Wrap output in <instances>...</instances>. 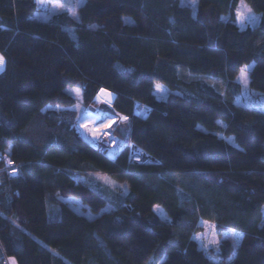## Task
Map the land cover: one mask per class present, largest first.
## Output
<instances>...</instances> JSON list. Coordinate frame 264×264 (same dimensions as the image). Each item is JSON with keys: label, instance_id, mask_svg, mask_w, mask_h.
Listing matches in <instances>:
<instances>
[{"label": "trees", "instance_id": "obj_1", "mask_svg": "<svg viewBox=\"0 0 264 264\" xmlns=\"http://www.w3.org/2000/svg\"><path fill=\"white\" fill-rule=\"evenodd\" d=\"M195 1L85 0L79 20L38 21L51 0H0V152L19 166L0 175V264H264V111L236 103L245 65L264 94V0H245L260 20L244 29L238 0ZM101 89L128 117L111 157L77 131ZM98 173L129 187L108 212Z\"/></svg>", "mask_w": 264, "mask_h": 264}, {"label": "rangeland", "instance_id": "obj_2", "mask_svg": "<svg viewBox=\"0 0 264 264\" xmlns=\"http://www.w3.org/2000/svg\"><path fill=\"white\" fill-rule=\"evenodd\" d=\"M59 3L65 4V5H68L70 3V5L73 8V11L75 12V16L70 14L67 11V9L59 10V9L53 7V5L59 4ZM84 3H85V0H51V6H50L49 11H47V12H40V11L36 12L33 16V19L38 20V21H51L55 15H58L60 13H68L73 19L79 20V9L84 5ZM182 3L183 4H190L193 7L194 12L197 9V1H195V0H182ZM244 4L247 6V8L251 9L250 15L257 18L256 23H255V24H257L260 20V14L256 13L245 0H244ZM240 6H241V0H238V7H240ZM124 19L126 22H130V23L133 22V19L131 17H125ZM237 24L242 29H244L246 27H250V26H255V24L254 25L246 24V26L242 27L238 22H237ZM71 33L73 36H75V32L73 29L71 30ZM0 57H2V56L0 55ZM247 66H249V68H248V84H247V87H245L242 83H239L237 80V82L242 87V93L236 99V103L242 104L245 106H249V107H254V108H257V109L264 111V94L253 91L249 87V72H250L253 64H250ZM4 67H5V62L3 64L2 70H0V73L4 70ZM161 86L165 89L164 93H157L155 91V94L159 100L165 99L168 95V92H169V90L165 86H163V85H161ZM72 90H75V88H67V92L69 94L73 95L74 97H77ZM77 98H79V97H77ZM94 109H96V111L100 110V108H94ZM99 112H102V110H100ZM100 123L103 124L104 121L101 120ZM221 136H223V135H221ZM223 137L228 142L233 144L234 146H237L236 142L234 141V139L232 137L231 138H228L225 136H223ZM99 177L110 178L112 181L115 182V186H112L111 184L106 183L103 179H100ZM89 184L91 185L93 190H95L101 196H103L105 198L106 206L103 209L104 212H108V211H111V210L117 208L119 206V204L122 202L125 195L128 194V192H129V187H128V184L126 182H120V181L114 179L112 176L105 174V173H98V174H96L95 177L93 176L92 179H89ZM155 210L161 218H167V215L165 214L164 210L161 207H159L158 209L156 207ZM263 211H264V207H263Z\"/></svg>", "mask_w": 264, "mask_h": 264}, {"label": "snow or ice", "instance_id": "obj_3", "mask_svg": "<svg viewBox=\"0 0 264 264\" xmlns=\"http://www.w3.org/2000/svg\"><path fill=\"white\" fill-rule=\"evenodd\" d=\"M36 3L39 7L43 8L45 7V0H36ZM53 7L59 9V10H64L67 9V11L72 14L73 16H75V12L73 11L72 6L70 5V3L68 5L59 3V4H55L53 5ZM243 9V10H242ZM251 13V9L247 8V6L244 4V0H241V6L237 8L236 11V20L237 22L243 27L246 26V24H251L254 25L256 23V17L250 15ZM3 64H4V59L3 57H0V70H2L3 68ZM248 68L249 66L245 65L243 68L240 69V75L237 77V80L239 83H242L245 87H247L248 84ZM74 92V94L77 97L81 96L80 90L79 89H75L72 90ZM155 91L157 93H164L165 89L161 86V85H156L155 87ZM102 97H108V99H102ZM111 98H112V94L111 93H107L105 92L104 89L100 90V94L97 95L96 100L101 102V103H106L110 106V102H111ZM76 110H80V106L79 104H77L76 106ZM97 119L104 121L102 128H97V129H89L90 131L93 132V136L95 140H101L102 138L104 139V143H122L123 141H117L113 135V127L114 125L117 124V120L120 121H127L128 117L127 116H119V114H114L111 116L105 115L102 112H97L95 115L89 113L87 110H84L81 115L78 117V120H92L93 122H95ZM122 135L126 134V129H118ZM7 164L11 165L13 162L10 159H7V157H5ZM100 179H103L106 183L111 184L112 186H115V182L112 181L110 178L108 177H99ZM159 208V206H157V209ZM206 227H210L211 229H215V225H209L207 221L204 222ZM233 237H235V233H232ZM197 239H200L199 236L196 237ZM210 244L212 245H217L219 243L218 240L215 239V237L213 236V239L211 241H209ZM205 247H207V245H205ZM218 251V249H217ZM10 264H16V260L14 257H10Z\"/></svg>", "mask_w": 264, "mask_h": 264}, {"label": "built area", "instance_id": "obj_4", "mask_svg": "<svg viewBox=\"0 0 264 264\" xmlns=\"http://www.w3.org/2000/svg\"><path fill=\"white\" fill-rule=\"evenodd\" d=\"M105 92L111 93V92L106 91V90H105ZM98 94H100V92ZM111 94H112V98H111L110 106L106 103H101V102L97 101L96 100L97 95L94 98L95 105L96 106L113 107L115 95L113 93H111ZM102 99H108V97H102ZM135 109H136L137 113L142 112L144 110V108L140 104H136ZM119 116H124V115L119 114ZM123 122H125V121L117 120V124L114 125V127H113V135L117 141H121L120 135L118 134L117 129H118V126ZM104 139L105 138H102L101 140H95L93 137L92 141H91V145L95 149L107 153L110 157L114 156V151L121 145V143H115V144H113L111 142L104 143L103 142ZM5 157H7V159H10L13 163L11 165H8ZM130 160L136 161V162H141V161L142 162H148L149 160H151V157H149L145 153L139 152L138 150H136L135 147H132V150L130 153ZM18 172H19V166L14 162L12 157L8 153L0 152V175L5 174V175H7L8 178H15L18 176ZM0 185H1V180H0ZM7 264H9L8 261H7Z\"/></svg>", "mask_w": 264, "mask_h": 264}, {"label": "crops", "instance_id": "obj_5", "mask_svg": "<svg viewBox=\"0 0 264 264\" xmlns=\"http://www.w3.org/2000/svg\"><path fill=\"white\" fill-rule=\"evenodd\" d=\"M81 93V97H82V92L80 91ZM79 97V98H81ZM94 108H100V110H102V113L105 114V115H108V116H111L112 114H109L108 112H106L104 110V106H94L90 109H88V112L95 115L98 111H96V109ZM98 110V109H97ZM99 110V111H100ZM101 120L97 119L95 122H93L92 120H80L79 123L77 124V131L78 133L82 136L83 139H85L86 141L90 142L92 141V138L94 137L93 136V132L90 131L89 129H97V128H102V123H100ZM81 123V124H80ZM93 176L95 177L96 174L94 175H91L90 178L92 179ZM8 263L10 264V259H8ZM17 264V262H16Z\"/></svg>", "mask_w": 264, "mask_h": 264}, {"label": "water", "instance_id": "obj_6", "mask_svg": "<svg viewBox=\"0 0 264 264\" xmlns=\"http://www.w3.org/2000/svg\"><path fill=\"white\" fill-rule=\"evenodd\" d=\"M104 110L112 115L117 114L116 110L113 107L104 106ZM122 137L125 138L126 134L122 135Z\"/></svg>", "mask_w": 264, "mask_h": 264}]
</instances>
